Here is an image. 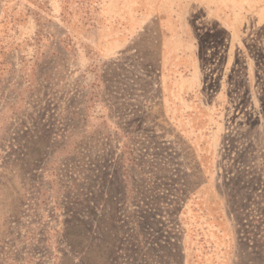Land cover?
Instances as JSON below:
<instances>
[{
    "label": "rangeland",
    "instance_id": "obj_1",
    "mask_svg": "<svg viewBox=\"0 0 264 264\" xmlns=\"http://www.w3.org/2000/svg\"><path fill=\"white\" fill-rule=\"evenodd\" d=\"M0 264H264V0H0Z\"/></svg>",
    "mask_w": 264,
    "mask_h": 264
}]
</instances>
